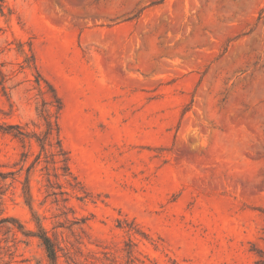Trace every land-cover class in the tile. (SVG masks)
Returning a JSON list of instances; mask_svg holds the SVG:
<instances>
[{"label":"rangeland","instance_id":"rangeland-1","mask_svg":"<svg viewBox=\"0 0 264 264\" xmlns=\"http://www.w3.org/2000/svg\"><path fill=\"white\" fill-rule=\"evenodd\" d=\"M40 231L53 264H264V0H0V264H52Z\"/></svg>","mask_w":264,"mask_h":264},{"label":"trees","instance_id":"trees-1","mask_svg":"<svg viewBox=\"0 0 264 264\" xmlns=\"http://www.w3.org/2000/svg\"><path fill=\"white\" fill-rule=\"evenodd\" d=\"M56 102H57V113H58L60 111L61 107H62V103H61L59 98L56 99ZM46 126H47V129L45 130L43 137L37 139L40 142V144H41V142H43L44 140H46L48 137H50L52 135L53 128H52L51 123L49 121H47V120H46ZM54 127H55L54 129L56 131V144H57V146L59 148L58 149V154L61 155V156H64L62 161L66 162L67 161V157L65 156L66 152L64 151V149H63V147L61 145V140L58 137V131L59 130H58V125H57L56 122L54 123ZM66 169H67V166H66ZM38 236L41 239L42 243L44 244V247H45V250L47 252L48 258L51 260V262L53 264L55 256H56V251H55L53 243L51 242L50 238L48 236H46L41 231H40ZM261 263H264V261H261Z\"/></svg>","mask_w":264,"mask_h":264},{"label":"bare ground","instance_id":"bare-ground-1","mask_svg":"<svg viewBox=\"0 0 264 264\" xmlns=\"http://www.w3.org/2000/svg\"><path fill=\"white\" fill-rule=\"evenodd\" d=\"M51 21V20H50ZM49 22V21H48ZM53 22V21H52Z\"/></svg>","mask_w":264,"mask_h":264}]
</instances>
